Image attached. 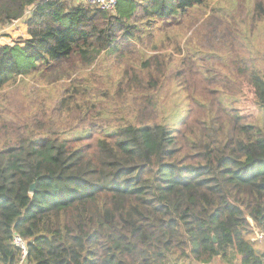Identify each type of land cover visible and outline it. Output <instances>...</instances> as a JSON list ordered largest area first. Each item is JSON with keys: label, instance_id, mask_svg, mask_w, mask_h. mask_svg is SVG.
Masks as SVG:
<instances>
[{"label": "trees", "instance_id": "obj_1", "mask_svg": "<svg viewBox=\"0 0 264 264\" xmlns=\"http://www.w3.org/2000/svg\"><path fill=\"white\" fill-rule=\"evenodd\" d=\"M207 0H117L113 12L67 0H0V26L26 34L0 46V89L14 77L52 82L117 52L142 19L165 21ZM257 107L206 105L177 127L148 119L86 136L16 140L0 150V264H264V60H244ZM140 117V116H138ZM34 187L33 192L30 191ZM252 223V226L251 224Z\"/></svg>", "mask_w": 264, "mask_h": 264}, {"label": "rangeland", "instance_id": "obj_2", "mask_svg": "<svg viewBox=\"0 0 264 264\" xmlns=\"http://www.w3.org/2000/svg\"><path fill=\"white\" fill-rule=\"evenodd\" d=\"M67 1L68 7L78 4ZM24 18L0 26V46L25 36ZM137 18L134 38L116 45L117 52L102 51L71 77L52 82L46 77L51 73L37 72L14 77L1 88L0 150L17 136L47 131L65 139L86 136L87 122L112 132L146 114L177 127L192 107L189 88L193 116L217 102L257 113L247 83L238 77L244 60H264V0H207L173 19ZM250 240L264 253L258 229Z\"/></svg>", "mask_w": 264, "mask_h": 264}, {"label": "built area", "instance_id": "obj_3", "mask_svg": "<svg viewBox=\"0 0 264 264\" xmlns=\"http://www.w3.org/2000/svg\"><path fill=\"white\" fill-rule=\"evenodd\" d=\"M89 7L103 12H113L117 0H83ZM13 245L20 251L19 264H23L27 255V246L25 241L18 235L13 236Z\"/></svg>", "mask_w": 264, "mask_h": 264}, {"label": "water", "instance_id": "obj_4", "mask_svg": "<svg viewBox=\"0 0 264 264\" xmlns=\"http://www.w3.org/2000/svg\"><path fill=\"white\" fill-rule=\"evenodd\" d=\"M33 190H34V187H33V186H31V188H30V191H31V192H33Z\"/></svg>", "mask_w": 264, "mask_h": 264}, {"label": "crops", "instance_id": "obj_5", "mask_svg": "<svg viewBox=\"0 0 264 264\" xmlns=\"http://www.w3.org/2000/svg\"><path fill=\"white\" fill-rule=\"evenodd\" d=\"M80 2H83V0H79Z\"/></svg>", "mask_w": 264, "mask_h": 264}]
</instances>
